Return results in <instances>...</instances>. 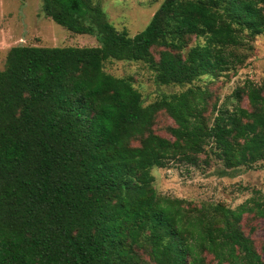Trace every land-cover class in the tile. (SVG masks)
Wrapping results in <instances>:
<instances>
[{"label": "trees", "instance_id": "obj_1", "mask_svg": "<svg viewBox=\"0 0 264 264\" xmlns=\"http://www.w3.org/2000/svg\"><path fill=\"white\" fill-rule=\"evenodd\" d=\"M40 8L97 45L6 51L0 264H264L241 225L244 214L264 217V198L195 203L157 194L150 173L196 165L202 153L228 170L264 160V80L236 86L229 107L193 84L244 62L241 50L264 34V0H162L131 36L101 0ZM110 59L141 61L156 83L186 87L143 104L129 76L104 70ZM159 112L173 122L170 138L153 131Z\"/></svg>", "mask_w": 264, "mask_h": 264}, {"label": "rangeland", "instance_id": "obj_2", "mask_svg": "<svg viewBox=\"0 0 264 264\" xmlns=\"http://www.w3.org/2000/svg\"><path fill=\"white\" fill-rule=\"evenodd\" d=\"M161 1L101 0V6L108 21L117 30L124 29L131 36L144 27ZM248 44L249 48L241 50L246 54L241 65L225 75L215 78L202 75L193 82L211 93L209 103L214 102L216 107L224 103L229 107V96L236 86L246 79L255 83L264 80V34L254 36ZM15 45L94 46L97 41L91 35L73 33L54 23L41 11L40 0H0V69L4 66L6 51ZM103 68L114 76H129L143 104L186 87L156 83L152 70L141 61L110 59L104 62ZM240 104L246 106L244 97ZM172 124L170 117L159 112L153 131L170 138L166 127ZM208 159L206 164L203 163L202 153L193 166L174 161L165 167H152L150 173L155 192L195 203L219 201L228 207L253 196L264 198V160L249 169L228 170L211 155ZM241 225L245 233H250L256 250L264 259V217L244 214Z\"/></svg>", "mask_w": 264, "mask_h": 264}]
</instances>
